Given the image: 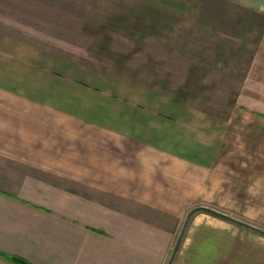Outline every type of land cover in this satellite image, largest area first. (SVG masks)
I'll list each match as a JSON object with an SVG mask.
<instances>
[{
  "label": "rangeland",
  "instance_id": "rangeland-1",
  "mask_svg": "<svg viewBox=\"0 0 264 264\" xmlns=\"http://www.w3.org/2000/svg\"><path fill=\"white\" fill-rule=\"evenodd\" d=\"M199 10H206L205 1L0 0V36L21 45L16 51L22 73L36 72L37 80L20 83L21 90L76 105L78 114L71 116L81 123L69 124L86 129V139H93L91 128L101 126L107 140L129 135L189 150L196 143L213 144L227 131L251 54V44H242L232 28L208 33L202 17L194 16ZM108 180L102 178L103 185ZM92 192L87 184L90 205L70 210L82 215L81 223L62 226L55 220L50 264H184L177 255L192 209L207 208L264 231V220L251 216L264 205L196 203L182 217L158 205H112L119 211L110 215L111 205H91ZM231 262L237 264L236 256Z\"/></svg>",
  "mask_w": 264,
  "mask_h": 264
},
{
  "label": "crops",
  "instance_id": "crops-1",
  "mask_svg": "<svg viewBox=\"0 0 264 264\" xmlns=\"http://www.w3.org/2000/svg\"><path fill=\"white\" fill-rule=\"evenodd\" d=\"M198 1H205L206 10L194 16L202 17L207 32L232 28L242 44H251V54L227 131L213 144L196 143L189 150L129 135L107 140L101 126L86 139V129L69 124L81 123L71 116L78 114L76 105L21 90L20 83L37 80L36 72L22 73L16 51L21 45L0 36V264H50L55 220L62 226L81 223L82 215L70 210L90 205L87 184L93 187L91 205H158L179 217L196 203L264 205V0ZM9 65L14 72L7 71ZM102 178L109 179L105 185ZM257 208L251 216L261 224L264 211ZM118 211L112 206L110 215ZM186 227L179 263L233 264L236 256L237 264H264V234L258 230L201 210L192 212Z\"/></svg>",
  "mask_w": 264,
  "mask_h": 264
},
{
  "label": "trees",
  "instance_id": "trees-1",
  "mask_svg": "<svg viewBox=\"0 0 264 264\" xmlns=\"http://www.w3.org/2000/svg\"><path fill=\"white\" fill-rule=\"evenodd\" d=\"M202 209H204L205 211L210 212L211 214H214V215H217L218 214L219 215V213H217L216 211H213V210H210V209H207V208H202ZM193 210L194 209H192L191 211L188 212V214H187L188 216L187 217H189L190 214H192ZM219 216L231 220V217L224 216V215H219ZM259 231L264 234V231H262V230H259ZM11 260L13 262H15L16 264H32V263H30V262H28V261H26L24 259H16V260L11 259Z\"/></svg>",
  "mask_w": 264,
  "mask_h": 264
}]
</instances>
